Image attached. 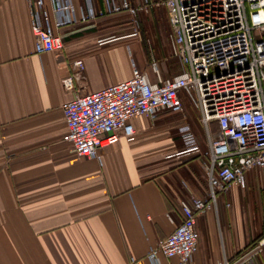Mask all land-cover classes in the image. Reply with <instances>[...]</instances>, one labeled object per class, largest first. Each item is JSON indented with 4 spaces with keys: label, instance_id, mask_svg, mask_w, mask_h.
Masks as SVG:
<instances>
[{
    "label": "crops",
    "instance_id": "1",
    "mask_svg": "<svg viewBox=\"0 0 264 264\" xmlns=\"http://www.w3.org/2000/svg\"><path fill=\"white\" fill-rule=\"evenodd\" d=\"M72 2L79 15L84 0ZM95 5L101 8L100 0ZM110 18L55 29L62 48L38 55L26 0H0V264H149L148 249L181 223L182 205L207 195L202 168L179 154L187 102L182 113L134 118L133 140L102 150L100 162L77 157L63 142L64 103L127 81L134 67L150 84L182 72L167 13L170 35L155 33L153 49ZM68 78L70 91L62 86ZM199 126L192 130L204 149ZM246 179L245 190L232 188L197 218L188 264L233 262L264 233L260 174ZM247 264H264V253Z\"/></svg>",
    "mask_w": 264,
    "mask_h": 264
},
{
    "label": "built area",
    "instance_id": "2",
    "mask_svg": "<svg viewBox=\"0 0 264 264\" xmlns=\"http://www.w3.org/2000/svg\"><path fill=\"white\" fill-rule=\"evenodd\" d=\"M34 37L41 55L62 48L54 30L119 15L137 16L166 10L182 67L180 75L150 84L134 67L131 78L98 92L76 96L62 106L66 133L62 140L75 155L100 162V152L121 139L132 141V120H154L159 113H182L187 102L199 114L207 136L203 149L190 125L178 127L180 155L194 158L208 181L205 198L190 197L181 208V223L146 253L149 264L160 258L188 264L197 250V218L216 209L219 196L232 188H247L246 174L257 170L264 194V0H84L77 15L72 0H26ZM82 69V62L74 63ZM66 91L72 79L62 81ZM215 126V128H213ZM264 253V237L233 262L247 264Z\"/></svg>",
    "mask_w": 264,
    "mask_h": 264
},
{
    "label": "rangeland",
    "instance_id": "3",
    "mask_svg": "<svg viewBox=\"0 0 264 264\" xmlns=\"http://www.w3.org/2000/svg\"><path fill=\"white\" fill-rule=\"evenodd\" d=\"M131 4L133 6L138 5L139 0H130ZM152 2L154 3H159L161 2V0H152ZM119 17V16H118ZM118 17H112L110 18V20H117L118 22H121L120 24H124L125 26H127V28H130V31L133 33L138 34V36L140 38H143V41H145V45L148 49H153L155 48L156 45V38H155V33H158V35L156 34V36L162 40V38L165 35V30L166 28V13L163 7H158V8H154L152 9L149 13L145 14V13H139L137 16L135 17H131L128 15L123 16V18H118ZM122 17V16H121ZM161 19L162 21L156 25L154 22V25L150 23L151 20H159ZM165 22V23H164ZM164 25V27L162 26ZM159 26V27H158ZM158 27V28H157ZM156 29V31H155ZM168 31V29H167ZM169 33V31H168ZM170 35V33H169ZM255 39H260L261 36H264V32H255L254 34ZM170 42V40H169ZM171 44V42L169 43ZM188 106L187 109H185V118H186V122L192 127L193 130L196 129H200V121H199V114L198 112L193 108V106L189 103L186 104ZM206 147H204L205 149ZM254 187H255V191L258 192V188H257V183L258 181H254ZM249 189V187H248ZM248 189L246 190V192L248 191ZM206 197V195H205ZM204 197V198H205ZM254 204H251V209L254 208Z\"/></svg>",
    "mask_w": 264,
    "mask_h": 264
},
{
    "label": "trees",
    "instance_id": "4",
    "mask_svg": "<svg viewBox=\"0 0 264 264\" xmlns=\"http://www.w3.org/2000/svg\"><path fill=\"white\" fill-rule=\"evenodd\" d=\"M263 237H264V233L261 234L260 236H258V237L255 239V241H254L253 243H251L250 245H248V247H247L246 249L255 246V245L257 244V242H258L261 238H263ZM246 249H245V250H246Z\"/></svg>",
    "mask_w": 264,
    "mask_h": 264
}]
</instances>
